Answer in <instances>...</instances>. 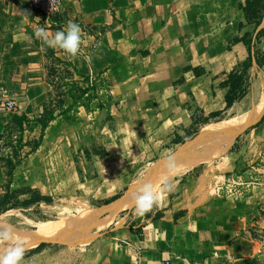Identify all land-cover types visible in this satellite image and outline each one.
Listing matches in <instances>:
<instances>
[{"label": "crops", "instance_id": "0c3cea01", "mask_svg": "<svg viewBox=\"0 0 264 264\" xmlns=\"http://www.w3.org/2000/svg\"><path fill=\"white\" fill-rule=\"evenodd\" d=\"M244 1L62 0V27L77 23L83 41L78 55L67 59L81 72L102 74L116 98L103 107L93 99L89 108L80 105L77 111V120L92 115V120L81 121L86 130L79 144L92 143L99 134L108 152L92 155L96 176L86 185L98 179L101 190L92 188L96 194L115 193L126 185L132 162L153 156L165 135L189 125L188 104L205 112L224 107L227 86L220 82L248 55L242 41L228 47L232 36L248 29L240 6ZM48 23L29 19L12 0H0V62L17 64L20 71L23 64L42 61L45 56L27 28L49 32ZM192 66L204 71L196 74ZM31 71L36 81L16 101L17 109L29 116L46 99L39 96L44 92L43 68ZM10 118L6 114L0 119V133ZM245 129L246 140L264 144V120ZM245 129L232 142L238 143L237 150L157 186L160 199L151 211L138 216L134 204L122 209L103 232L80 243L74 259L59 264H264V181L232 185L246 176L237 172L246 145L238 137ZM132 181L115 200L86 209L117 201ZM233 186L243 193L234 192ZM157 210L161 215L153 217ZM63 250L71 254V247Z\"/></svg>", "mask_w": 264, "mask_h": 264}, {"label": "rangeland", "instance_id": "374dc122", "mask_svg": "<svg viewBox=\"0 0 264 264\" xmlns=\"http://www.w3.org/2000/svg\"><path fill=\"white\" fill-rule=\"evenodd\" d=\"M12 1L17 4L18 9L22 10V12L28 16L29 19L41 21L42 18H45L49 22L46 26L51 29L48 32L50 36L56 31L64 29L62 27V17L60 15L61 9L59 12L53 13L50 11H45L43 6L35 5L29 0ZM34 16L38 17L39 20ZM247 26V30L253 31L254 34V25L248 23ZM27 33L30 37H32V39L36 41L37 46L41 48V53L45 57L42 61H39L38 64H23V62L20 63L24 65L21 67L22 70L20 71H18L19 67L16 66L17 64H14L16 66L15 67L11 63L0 62V119H2V117H4L6 114L12 113L13 110L10 111L8 108H6L9 103L16 105V101L20 100V97L25 96L27 90L30 92V87H32L36 81V79L32 76L31 72L33 70L31 71V69L40 68L42 70L43 68V77L41 80H43L42 88L44 92L39 96L44 94V98L48 97V90L55 92L54 88H52V84L61 83L64 77L61 71H55L48 74L49 64L52 60L53 54L46 52L44 46L45 43L35 35L36 30L33 31L28 27ZM92 41L93 42L90 44L91 48L95 43L94 40ZM82 43L83 41L81 39L80 51L82 49ZM252 43L253 49L256 47L264 48V33L260 34L259 40L254 39L253 35ZM52 49L54 51V55L56 56L64 59L69 57V55L63 50L54 48ZM59 66L62 68L64 64L59 63ZM98 74L100 77L102 76V74ZM244 77L247 83V91L239 100L235 101V105L243 104L246 101L248 104L250 97L253 96V93L257 90H260V82L261 80H264V64L258 65L254 60H252L251 64L244 71ZM182 78L184 77L182 76ZM66 92L67 95L65 96V102L67 103L70 102L69 94L73 93V91L70 88H67ZM86 103L87 104L85 107L87 106L89 108V102ZM78 107H80V105ZM189 107L192 111L195 109L194 107V109L192 108L191 104H189ZM200 110H202L203 113H207L202 108H200ZM77 111H69L64 114H58L56 120L50 122L47 128H45V134L41 138L37 148L34 150H30V148L32 147L34 141L38 139L41 129L40 124L37 121L30 120V122L24 126L22 131L17 127L12 128L11 131H9V135L12 138L11 144H16V139L19 136H22V141L17 142V144L22 143L20 152L23 157L20 167L14 171L15 176L13 177V182L11 183V187L18 190L16 194L17 198L21 199L28 196L30 191H27L25 188L30 187L38 190L42 194L51 196L52 200L50 202L39 201L38 203H31L28 205L18 204L17 206L11 207L14 208L11 211L0 212V219H8L4 220L3 222L6 221V223L12 225L13 228L16 227V229L18 227L26 229L27 231H33L34 229L32 225L29 224L31 221L30 219L36 221L54 220V222H65L66 220L72 219L76 216H89L93 213L95 214L96 212H100V208L102 207L92 210H88L86 208L101 205L103 199L110 198L118 192L121 194L123 191H125L126 187L132 180L144 178L143 176L147 174V170L155 166L157 162L173 156L181 145L188 144L199 137L201 131L208 124L218 123L227 118L228 114L230 113V109L225 110L220 115L210 118L209 121L205 123V126L198 125V131L190 132L183 142H172V132L170 133L172 134L170 137V134L165 135L164 140L166 141L162 143L153 156L132 162L130 164L131 180L128 183L126 182L127 184L123 185L115 193L106 195L105 193L107 191L104 190L99 192V194H96L98 190L95 192L93 191L92 188H97V185V189L100 187V181L98 182V179L89 185L91 187L86 185V180L96 176L92 155L105 156L108 154V152L106 151L103 143L100 141L101 136L99 134H96L92 137V143L87 142V144H79L80 137L84 135V130H86L85 127L81 126L83 124L81 121L92 120V115L88 114L90 117L86 116L83 120H77ZM35 112V110L30 111L29 113L31 115L29 117L32 118ZM109 118L110 115L105 117V119ZM76 120L78 123L74 124ZM177 129L179 132L183 133L179 126ZM246 132L247 131L245 129L238 137L240 140L246 141V145L242 146V156L244 158L240 163V168L237 170V172L244 173L246 176L243 179H240V181H232V185L234 186L246 184V182L241 180L247 181L251 185L252 183L264 181V171L260 170L261 167H264V144L261 145V142L254 141L249 142L246 140ZM5 134L7 135V132H5ZM91 135H93V132ZM5 139H7L6 136L3 137V140ZM232 144L233 143L230 144L224 153L215 155L209 159H205L189 169L195 171L198 170L200 166H202L203 162L209 164L217 162L222 156L229 153L230 150L234 151L238 149L237 142H234L233 145ZM11 149L12 146L10 143H4L0 146V195L4 191V186L8 179V175L6 174L7 167L1 157L6 156L8 153H12ZM92 150L99 152L105 150L106 153H90ZM187 171L188 169L178 173V175L176 174L172 176L171 178L162 180L157 186L159 187L161 184L172 181L174 178L180 177ZM114 176L117 177L120 175H112L109 177L113 178ZM234 186L232 188L234 192L237 194L243 193L241 189H237ZM158 187L154 191H156ZM120 194L117 197H119ZM100 195L101 197H99ZM132 205L130 207H132ZM132 208H134V206ZM119 214L123 213L120 212ZM105 215L106 214L104 213H100L99 216L103 217ZM106 228L107 227L101 228L98 230V233L103 232ZM41 241L42 244L38 245ZM41 241H38L33 246L27 248L22 264H59V262L68 263L69 259H74V257L77 256V252L75 251L77 247L79 248L83 246L77 242L67 244V242L64 239H61L59 236H52L50 238L47 237ZM68 246L71 247V254L69 251L63 250V248Z\"/></svg>", "mask_w": 264, "mask_h": 264}, {"label": "trees", "instance_id": "16d2710c", "mask_svg": "<svg viewBox=\"0 0 264 264\" xmlns=\"http://www.w3.org/2000/svg\"><path fill=\"white\" fill-rule=\"evenodd\" d=\"M240 6L244 14L245 22L254 25V34L253 31L246 30L241 35L232 36L229 41L228 47L236 41H242L248 49V55L243 61L238 62L227 73L226 78L220 82V84L227 86V90L224 94V107L207 113H203L200 108L195 107L192 111L191 123L187 126H180L183 133L179 132L177 127L174 129L172 142H183L190 132L198 131V125H204L210 118L220 115L227 107L232 105L234 101L239 100L247 91V83L244 77V71L246 68L251 64L252 60L258 65L264 64V48L256 47L253 49L252 43L253 35L254 39L259 40L260 34L264 33V27H258L264 13V0H245ZM239 25L241 26L242 23L240 22ZM44 46L46 52L53 54V61L51 60L49 64L48 74L55 71H61L64 77L61 83L52 84V88H54L55 92H52L51 90L47 91L48 97L38 104L36 112L32 118H30L24 111L18 110L17 107H15L11 113L10 120L6 122L3 131L0 133V146L4 143H10L12 146V153H8L6 156L1 157L7 167L6 174L8 175V179L5 183L4 191L0 195V212H5L18 204L28 205L31 203H38L39 201L50 202L52 200L51 196L42 194L38 190L30 187L25 188L27 191H30L28 196L21 199L17 198L16 194L18 190L12 188L11 183L15 176L14 171L20 167L23 157L20 152L22 143L17 144V142L22 141V136H19L16 139V144H11L12 138L9 135V131H11L12 128L17 127L22 131L24 126L29 123L30 120L37 121L40 124L41 129L38 139L34 141L30 148V150H34L39 145V142L44 135L45 128L57 117L58 114L77 111L79 105H86V102H90L93 99H96V106L98 107L108 106L116 102L112 88L106 78L100 77L99 74L92 76L89 73L81 72L70 60L54 55V51L51 47H48L46 44ZM59 63L64 64V66L61 68ZM189 68H192L196 74H200L204 71V67L202 66H192ZM182 79L183 78L180 77L177 81L180 82ZM67 88H70L73 93L69 94L70 102L66 103L65 96L67 95ZM187 107L190 108L189 104ZM263 120L264 113L261 114L259 118L251 121L247 127L258 125ZM5 132H7V135ZM5 136L7 139L3 140V137ZM92 152L100 154L106 153L105 150H102L101 152L92 150L90 153ZM119 194L120 193L118 192L110 198L103 199V202H111L115 200L114 198ZM161 213L162 210H157L153 214V217H157L161 215ZM130 227L132 226L130 225ZM40 244H42V241L38 245Z\"/></svg>", "mask_w": 264, "mask_h": 264}, {"label": "bare ground", "instance_id": "6f19581e", "mask_svg": "<svg viewBox=\"0 0 264 264\" xmlns=\"http://www.w3.org/2000/svg\"><path fill=\"white\" fill-rule=\"evenodd\" d=\"M262 24H264V21ZM260 86V90L253 93L248 104L246 101L243 104L233 105L227 118L218 123L208 124L201 131L199 137L188 144L181 145L174 155L171 156L175 160V166L173 168L169 169L167 167L169 157L157 162L155 166L147 170V174L143 176L144 178L133 180L128 191L121 198L109 205H104L100 208V212L93 213L89 216L79 214L80 216L68 219L65 222H54V220L36 221L30 219L31 221L29 224L32 225L33 231H27L26 229L18 227L16 229L15 227V233L28 242V247L52 236H59L67 243L88 242L95 237L98 234V230L104 228L118 212L124 208L130 207L134 203L132 194L135 193L138 188L143 185H151L154 190L162 180L171 178L176 174L178 175V173L199 164L205 159L224 153L234 138L245 129L251 121L257 119L264 112V80H261ZM13 209L14 208H10L5 212ZM100 213L106 215L101 217L99 216ZM4 220L8 219H0V222Z\"/></svg>", "mask_w": 264, "mask_h": 264}, {"label": "clouds", "instance_id": "9594fccd", "mask_svg": "<svg viewBox=\"0 0 264 264\" xmlns=\"http://www.w3.org/2000/svg\"><path fill=\"white\" fill-rule=\"evenodd\" d=\"M35 35L40 38L48 47L63 50L70 57L75 58L81 46V28L69 21L65 28L49 35L45 28H38ZM175 166L173 157H169L167 167ZM171 191V187L168 186ZM134 211L136 215L143 216L151 211L160 199V193L154 191L151 185H143L132 194ZM28 242L20 238L14 231L12 225L0 222V264H22Z\"/></svg>", "mask_w": 264, "mask_h": 264}, {"label": "built area", "instance_id": "2783aa9c", "mask_svg": "<svg viewBox=\"0 0 264 264\" xmlns=\"http://www.w3.org/2000/svg\"><path fill=\"white\" fill-rule=\"evenodd\" d=\"M31 3L35 5H41L45 8V11L50 12H59L62 9V0H29ZM50 9V10H49ZM16 105L9 103L6 108L12 111L14 110ZM160 264H169V260H162Z\"/></svg>", "mask_w": 264, "mask_h": 264}, {"label": "water", "instance_id": "95a60500", "mask_svg": "<svg viewBox=\"0 0 264 264\" xmlns=\"http://www.w3.org/2000/svg\"><path fill=\"white\" fill-rule=\"evenodd\" d=\"M263 21H264V13H263V15H262V17H261V21H260V24H259V26H258V27H261V26H263V27H264V24H262V23H263Z\"/></svg>", "mask_w": 264, "mask_h": 264}]
</instances>
